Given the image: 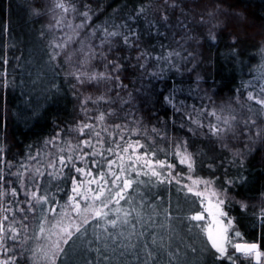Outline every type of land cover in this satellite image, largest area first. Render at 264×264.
I'll return each instance as SVG.
<instances>
[{
    "label": "trees",
    "instance_id": "16d2710c",
    "mask_svg": "<svg viewBox=\"0 0 264 264\" xmlns=\"http://www.w3.org/2000/svg\"><path fill=\"white\" fill-rule=\"evenodd\" d=\"M49 1L0 0V56L6 54L8 60L7 65L0 63V72L6 71L8 83L7 88L0 86V146L13 164L43 148L44 141L57 130L67 132L63 138L76 143L77 133L69 129L85 119L81 100L100 94L71 78L69 73L75 67L63 55L50 62V44L62 33L51 28L54 22L49 23L44 17ZM72 3L78 9L88 4L92 10L89 28L81 33L85 43L89 40L85 33L93 28L97 36H102L105 28L125 32L130 26L139 36L140 50L150 54L147 59L137 61L139 50L135 47L120 51L121 44L116 49L123 64L124 86L109 93L115 101L111 107L118 109L119 119L109 117L108 123L127 121L129 127L147 130L150 142L155 137L157 158L174 163L173 175L181 173L182 177L188 176L189 171L172 153L176 143L186 141L196 160L190 175L194 179L214 181L212 187L218 191L226 190L221 207L228 217L221 220L227 224V219H232L230 237L235 231L243 237L242 240L234 238L233 242H256L260 251H264V221L259 219L264 203H258L264 197V132L260 137L255 135L257 126L264 129V113L259 111V105L246 99L249 91L258 92L259 85L264 83L261 78L264 74V0H170V3L165 0H72ZM37 11L39 15L35 14ZM202 19L208 23H202ZM213 23L217 25L214 28ZM92 42L99 44L98 39ZM169 53L179 55L174 54L168 60L156 59L168 57ZM250 84L255 88L249 87ZM170 94L188 112L203 105L218 115L231 116L235 112L224 108L238 102L237 106L243 108L238 114L242 119H256L255 125L247 126L250 143H246L248 138L240 131L236 137L229 135L225 140H217L207 127L189 131V121L182 119V113H177L164 99ZM249 106L253 112L248 111ZM89 107L99 111L110 106ZM195 114L205 125L216 122L206 113ZM153 127L164 139L151 132ZM51 151L55 153L56 149ZM48 159L43 157V163ZM178 188L173 183L153 189L163 195L156 204H162L172 217L165 219L163 209H158L160 214L156 219L160 223L154 230L163 239L164 246L157 249L160 261L169 264L171 253H178L171 256L172 264H228L214 259V250L207 239V194L202 203L197 196L177 191ZM67 191L68 184H65L64 192L59 194L61 203L67 199ZM242 204L247 205L246 209ZM195 214H202L204 220L190 221L188 217ZM37 225L38 220L31 222L30 233ZM39 243L31 240L27 247L35 248ZM233 251L229 247V254ZM24 255L30 257L31 253ZM95 255V252H83L78 244L66 262L85 264V260ZM235 256L236 264H254L253 260H243L238 253ZM119 259L122 258H114L117 264ZM20 264H25L24 256Z\"/></svg>",
    "mask_w": 264,
    "mask_h": 264
},
{
    "label": "snow or ice",
    "instance_id": "6c2138e0",
    "mask_svg": "<svg viewBox=\"0 0 264 264\" xmlns=\"http://www.w3.org/2000/svg\"><path fill=\"white\" fill-rule=\"evenodd\" d=\"M165 3H170V0H165ZM54 9L59 13L53 15L54 23L50 27L57 28L62 35L50 44V62L63 55L66 62L75 67V71L69 73L71 78L79 85H89L92 91L100 94L81 100L85 119L69 129L77 133L76 143L63 138L67 132L57 130L44 141L43 148L36 149L17 164L6 159L4 148L0 146V264H20L22 256L25 264L29 259L31 264H57L58 261L59 264H67L66 258L78 244L83 252L96 253L92 259L85 260V264H117L115 257L122 258L118 264H133L134 261L135 264H162L157 249L164 246L163 239L158 238L154 230V226L160 223L156 219L160 214L158 209H163L165 219L171 220L172 217L162 204H156L163 195L153 189L173 183L179 185L177 191L193 194L202 203L207 194L206 211L216 225L207 230V239L214 250L215 260L236 264L235 254L238 253L245 258L252 257L255 264H260L264 252L260 251L258 243L233 242L234 238L243 239L241 233L235 231L230 237L232 219L228 218L227 224L219 219L228 217L221 207L225 203L222 196L226 190L217 191L212 187L214 181L194 179L190 175L195 170L196 160L186 141L176 143L172 153L189 171L188 176L182 177L181 173L173 175L174 163L157 158L155 137L150 142L147 130L129 127L127 121L108 123L109 117L119 119L118 109L111 107L115 101L109 93L124 86L121 79L123 64L116 49L121 44L123 48L120 51L135 47L139 50L137 61L150 55L140 50L136 30L130 26L125 32L105 28L102 36H97L93 28L90 33H85L89 37L85 43L81 33L89 28L91 22L90 5L84 4L82 9H78L72 0H54ZM143 11L141 8L140 12ZM35 14L40 13L37 11ZM78 17L81 18L79 22H74ZM164 18L167 19L166 16ZM201 22L208 23L203 19ZM216 26L212 24L213 28ZM211 35L215 39V35ZM96 39L99 44L92 42ZM174 54L179 55L169 53L168 57L156 59L168 60ZM0 63L7 65L6 54L0 56ZM139 66L143 67L142 64ZM6 75V71L0 72V77H3L0 86L4 88L8 87ZM261 78L264 79V74ZM249 87L255 88V85L250 84ZM164 99L177 113H182V119L189 121V131L207 127L217 140H225L229 135L236 137V116H221L203 105L194 112H188L177 104L173 94ZM246 99L259 105V111L264 113V83L259 85L258 92L249 91ZM100 104L110 107L99 111L89 107L94 105L98 108ZM248 111L254 110L249 106ZM92 112L96 114L89 115ZM196 112L206 113L216 122L205 125ZM242 122L245 128L240 132L247 134V126L255 125L256 119L249 117ZM257 129L255 135L260 137L264 129H259V126ZM151 132L164 139L156 127ZM223 146L227 147L226 144ZM51 149H56V152ZM45 156L49 157L46 164L43 163ZM185 180H190L191 184ZM65 184H68L67 199L61 203L59 194L64 192ZM241 207L246 209L247 205L242 204ZM188 219L199 222L204 220V216L195 214ZM259 219L264 221V209H261ZM33 220H38V225L30 233ZM31 240L41 243L35 248L27 247ZM229 247L235 252L229 254ZM26 252L31 256H25ZM175 255L178 253H171V256ZM171 256L169 264H172Z\"/></svg>",
    "mask_w": 264,
    "mask_h": 264
},
{
    "label": "rangeland",
    "instance_id": "374dc122",
    "mask_svg": "<svg viewBox=\"0 0 264 264\" xmlns=\"http://www.w3.org/2000/svg\"><path fill=\"white\" fill-rule=\"evenodd\" d=\"M55 13H59V10L58 9H54V0H50L45 8H44V11H43V14H44V17H46V21H48L49 23L52 21L54 22L53 20V15ZM209 18V17H208ZM76 45H72V47H75ZM235 102V101H234ZM238 102L234 104H231L229 103V105H226L227 107L224 108V109H231L234 113V116L237 117V131H240V129H243L245 128V125L243 124V120H247V119H242L238 114L240 113L241 110H243V108L241 106H237ZM245 107V106H243ZM221 115V114H220ZM222 116V115H221ZM226 116V115H225ZM245 137L248 138V140L246 141L247 144L250 143V136H249V130L247 131V134H243ZM249 146V145H248ZM191 184V182H190ZM200 188L203 189L204 188V185L201 184L200 185ZM217 190V189H216ZM218 191V190H217ZM225 195H223L222 197H224ZM264 203V197L263 198H260L258 203ZM257 202H254V204H256ZM260 203V204H261ZM207 212V218L209 220V224H208V227H207V230L210 228V227H215V221L213 219V217L211 215H209L208 211ZM219 219L221 220V217H219ZM207 230H206V233H207ZM233 249V248H232ZM234 250V249H233ZM234 252V251H233ZM261 252H264V251H261ZM243 260H252V257H248V258H245V257H242L240 256ZM264 262V256L261 257V260H260V264H262ZM255 264V263H254Z\"/></svg>",
    "mask_w": 264,
    "mask_h": 264
},
{
    "label": "water",
    "instance_id": "95a60500",
    "mask_svg": "<svg viewBox=\"0 0 264 264\" xmlns=\"http://www.w3.org/2000/svg\"><path fill=\"white\" fill-rule=\"evenodd\" d=\"M253 243H256V242H253ZM259 245V244H258ZM252 260H253V263H255V259L254 258H252Z\"/></svg>",
    "mask_w": 264,
    "mask_h": 264
}]
</instances>
